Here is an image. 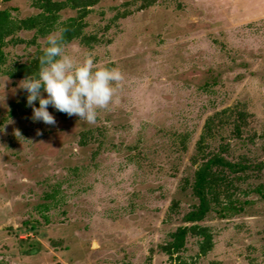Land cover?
Returning a JSON list of instances; mask_svg holds the SVG:
<instances>
[{
    "label": "rangeland",
    "instance_id": "1",
    "mask_svg": "<svg viewBox=\"0 0 264 264\" xmlns=\"http://www.w3.org/2000/svg\"><path fill=\"white\" fill-rule=\"evenodd\" d=\"M80 14L60 21L95 40L65 52L123 77L93 124L51 106L54 124L33 121L19 85L46 40L20 31L0 47V264H264V0H101Z\"/></svg>",
    "mask_w": 264,
    "mask_h": 264
},
{
    "label": "clouds",
    "instance_id": "2",
    "mask_svg": "<svg viewBox=\"0 0 264 264\" xmlns=\"http://www.w3.org/2000/svg\"><path fill=\"white\" fill-rule=\"evenodd\" d=\"M62 31L45 37L47 46L39 57L38 72L23 79L19 87L27 92L26 104L32 108L33 121L54 124V117L47 110L51 106L93 124L98 110H105L111 104L122 73L117 67L94 63L91 54H84L82 59L67 54ZM42 92L46 94L44 98ZM34 101H38V107L33 106Z\"/></svg>",
    "mask_w": 264,
    "mask_h": 264
},
{
    "label": "trees",
    "instance_id": "3",
    "mask_svg": "<svg viewBox=\"0 0 264 264\" xmlns=\"http://www.w3.org/2000/svg\"><path fill=\"white\" fill-rule=\"evenodd\" d=\"M7 1V0H5ZM33 7L39 12L33 16L26 18L24 20H9L5 11H0V47L4 48L10 41L13 43L17 42V39L14 38L15 34L20 31H31L33 32L32 43L36 42L38 39L45 38L49 33H53L57 30L62 31V39L70 42L73 39H80L86 46H91L92 41L95 40V37L88 36L83 33L81 23L74 22V19L60 21V13L65 10H75L82 12L78 19H81L85 16L87 8L94 6L101 0H30ZM82 15V16H81ZM80 20V21H81ZM9 40L6 42V40ZM19 40V39H18ZM89 40V42H88ZM39 57L42 55V50L37 52ZM3 56L4 54L0 52V73L4 72L3 67ZM37 66H34L37 70L39 68V58L36 62ZM31 69L33 66L30 67ZM32 71V70H31ZM5 74V73H3ZM31 74H36L35 72ZM208 128V127H207ZM219 167H225L228 170L235 169V165H231L228 162L221 161L218 158H214ZM215 163V164H216ZM211 166V165H210ZM210 166H206L205 171H201L198 174V183L196 186V194H198L200 199L199 210L192 214L190 220H197L204 215L205 207V195H204V185L206 172L209 170ZM184 229H181L178 232V245L181 246L184 239Z\"/></svg>",
    "mask_w": 264,
    "mask_h": 264
}]
</instances>
